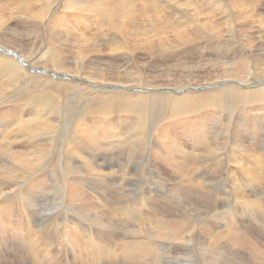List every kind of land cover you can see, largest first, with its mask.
I'll return each instance as SVG.
<instances>
[{
	"label": "bare ground",
	"instance_id": "6f19581e",
	"mask_svg": "<svg viewBox=\"0 0 264 264\" xmlns=\"http://www.w3.org/2000/svg\"><path fill=\"white\" fill-rule=\"evenodd\" d=\"M170 1L176 5L165 11ZM260 6L264 10V0H0V232L6 234H0V245L11 248L14 241H20L35 247L36 241H42L34 240L36 230L29 225L19 228L17 236L16 232L11 233L18 227L17 222L9 230L4 227L10 225L7 202L13 199L26 216H38L42 212L41 196L60 174L57 194L60 197L63 191L65 205L75 216H70L65 227L66 243L82 249L95 246L101 255L105 251L112 253L110 243L97 235L90 236V245L79 241L81 232H77L82 226L78 216H108L111 210L112 216H116L106 191L113 167H124L117 158L124 153L128 154V164L132 153L136 154L134 161L152 158L155 180L169 198L162 191L159 192L165 196L159 197L168 200L175 193L168 186L176 187L179 178L193 182L202 164L217 167L223 158H231L246 171L243 179L235 178L238 202L241 201L244 212L248 208L256 212L254 216H264V201L252 200L245 193L252 190L255 195L257 185L264 181V156L258 151H264V53L255 56L245 51L248 54L244 61H236L232 57L233 43L225 48L218 63L192 66L188 62L183 68H176L165 66L166 62L151 61L164 53L170 58L169 54L184 49L203 53L201 44L194 42L201 41L200 24L205 23L202 15L208 17L212 12L220 18L219 23L210 24L208 34L218 43L224 41L219 24L229 27L237 43V35L247 21L259 22L264 33V12H259ZM191 11L195 12L193 16L188 14ZM191 21L195 22L194 28L189 26ZM137 51L149 61L134 60ZM130 52L133 57L128 62L135 69L130 70L132 65L128 62H113V53L123 56ZM25 58L42 69L32 67ZM171 60L172 57L167 61ZM166 170L175 179L163 177ZM115 174L118 176L117 171ZM51 193L56 195L54 186ZM168 200H164L166 206ZM144 204L130 209L126 215L151 221L158 229L157 235L165 231L175 239L182 237L184 226L167 219V213H144ZM50 205L54 209L60 207V203ZM99 224L104 226V217ZM201 230L208 231L202 227ZM234 231L233 235L239 230ZM208 233L213 236V231ZM244 237H238L239 241ZM210 240L214 244L215 239ZM148 249L142 245L140 251L145 253ZM256 250L253 254L257 255ZM37 253L40 255L41 251ZM235 256L230 259L240 258Z\"/></svg>",
	"mask_w": 264,
	"mask_h": 264
},
{
	"label": "rangeland",
	"instance_id": "374dc122",
	"mask_svg": "<svg viewBox=\"0 0 264 264\" xmlns=\"http://www.w3.org/2000/svg\"><path fill=\"white\" fill-rule=\"evenodd\" d=\"M175 5L176 4L174 1L173 2L170 1V3L167 4L165 11L170 10V8H172V7L174 9ZM259 10H260L259 12H261V11L264 12V10L261 6L259 7ZM188 14L190 16H193L195 14V12L191 11ZM219 18H220V16L218 14H216L215 12H212V14H209L208 17H205L204 15H202V17H201L202 21L205 22L204 24H200L202 27L201 37H200L201 41H197L194 43H200L201 44L202 47L200 49H205V51L203 53L201 51H198V50L184 49V50L176 51L174 53L169 54L172 57V60L170 62L167 61L168 59H171V57L169 58V56H166L168 53H164V54H162V56H158L159 59H158V57L153 58L151 61L155 62L156 64H163L166 62L165 66L176 67V68H183L182 66L186 65L188 62L192 66L197 65V64H201V63L210 64V63H214V61H215V63H218L223 59V56L226 53L225 48L228 46H233V43H234V48H233L234 53L232 54V57L234 56L233 58H234V60L237 59L236 61H244L245 55L248 53L253 54L255 56H258L255 53H259V54L264 53V46L262 47V45H264V36H262V35H264V33H261L262 30H261V27L259 26V22H253V24H252L249 21H247L245 23V25L242 27L241 33L237 35V37L239 38V42H238L239 45H238V43L232 39L233 32H231L229 30V27L227 25L225 26V24L224 25L219 24L220 28L222 30V41L224 40L222 43H218L216 40L210 38V35L208 34L209 29L212 28V26H210V24L212 23L214 25V23H213L214 21H217V23H219V21H218ZM192 22L193 21L189 22V26L191 28L192 27L194 28L195 24H193V23H195V22H193V23ZM145 23H148V20H146ZM226 32H227V34H226ZM206 42H207V44H206ZM244 44H246V45H244ZM248 44H249V46H248ZM204 45H206V46H204ZM258 49H260V50H258ZM210 51H211V53H210ZM236 51H237V53H236ZM245 51H247L248 53H246ZM71 52L73 53V52H75V50H73ZM127 54H125V55H127ZM241 54H242V56H241ZM112 55L115 57V60L113 62H115L116 65L123 63V61L128 62L133 57L131 52L127 56H125V55L121 56L122 54H117V53H113ZM136 56L138 58H136ZM143 57L144 56L141 54V52L137 51L135 53L134 60L137 61V59H138V61H140V63L149 61L148 57H144V58ZM25 61L28 64H30L32 67H34L33 64L28 59L25 58ZM118 61H121V62H118ZM128 63H130V62H128ZM21 64L24 66L23 62H21ZM130 65H132V64L130 63ZM129 67H130V70H132L135 66L132 65ZM34 68H37V67H34ZM37 69H42V68H37ZM207 74H209V73H207ZM233 74H235V73H233ZM53 79L55 81H57L56 78H53ZM254 83L255 82H252V85H254ZM257 85H260V84H257ZM258 151L261 155L264 156V153H261L264 151H261L259 149H258ZM134 155H136V154L132 153V157L131 158L129 157L130 160L133 157H135ZM126 156L128 157V154L124 153V155H120L119 157H117V158H120V161H121V163L124 164V167H121L120 165L113 167V169H112L113 175L111 173V177L109 179L110 180V186L107 188V191H106V193L110 195V206L112 208L116 209V216H112L113 211L111 209H110L111 210L110 215H108V216H78V218H80V220H81V226L84 229L83 230L82 227L78 228L79 231L77 232V235H78V233L81 232L80 233L81 235L80 234L78 235V238L80 239L79 241L80 242L83 241L82 243H84L85 245H88V244L90 245V243H91L90 236H96L97 235L96 236L97 238H100L104 241L107 240L106 242L110 243V248H111L110 250H112V253L107 254L105 251L101 255V254H97V251H95L96 250L95 246H89L86 249H82V246L76 247V246H73V245L66 243L67 240H66V237L64 236L63 233H66L65 227H66V225H68V223L71 219L70 216L72 214L65 205L66 200H65V197H63L64 196L63 191H62V195L60 197H59V194H57V191H59V187H61L60 186L61 184H59V186H58V181H60V183H61V179H59V176H60V174H59V176H57V179H55L54 182L52 181L51 183L48 184L49 186L47 188V191H45L44 195L41 196L43 199L41 201L42 202L41 203L42 212L41 211L39 212L40 215L38 214V216H36V217L35 216H33V217L32 216H26L25 210L21 209L20 206L16 202H14L13 199H9L8 202L6 201L8 203L7 204L8 207L10 208L11 214L7 215L10 218L9 222H7V223L10 225H7V226L4 225V227H7L9 230L10 226L15 225L13 222H15V223L17 222L18 227L15 228L11 232V233H15L19 228L29 225L31 228H34L36 230V236H35L34 240L36 241L39 238V239H42V241L41 240L36 241V242H38V244H36L35 247L32 246L33 248L29 244L27 245V244L22 243L20 241H14L13 245L15 244V246H12L11 248L6 247L5 244H1L0 245V250H1L0 251L1 252L0 264H92V263H94V264H218V263L219 264H228L227 262H229V264H231V263L235 264V262H236V264H248L249 262H250L249 264H264V263H262V262H264V255H262L263 257L261 256V254L259 255L260 251L264 253V249H263L264 248V216H254V215H256L255 214L256 212H253V210H248V208H245V212H244V207L240 203L241 201L238 202V200H239V198H238L239 192L238 191L239 190H237V188H236L237 186H236L235 182H236V179L237 180L243 179L246 175V173H245L246 171H244V169H242V168H238L231 158H228V157L223 158L222 162L217 167H207L206 165L203 166L204 164H202V166L199 168V172L197 174L195 173V175L193 177V179H194L193 182H190L187 178H184L182 180H181V178H179L178 179L179 181L177 180L178 186H177V184H176V187H174L172 185L168 186L171 189V191L175 192V193L170 194V197L173 200L170 198L171 200L169 199L170 200L169 201L166 198V197H168V195L166 193L167 191L165 190V188H161L160 185L155 180V174H154L155 172L153 169L154 165H153L152 158H151V160H148L146 158V161H145L144 160L145 158H142L139 156L140 159L138 158V160H135V161H134V159H132V161L129 160L130 164H132V165H130L127 163L128 158ZM261 158H262L261 162L264 161V157L261 156ZM203 159H205V158H203ZM205 160L207 162V159H205ZM205 160H203V161H205ZM147 161H148V163H147ZM200 162L202 163L201 158H200ZM126 163L129 166L126 165ZM114 164H116V163H114ZM136 165H137V167H136ZM149 165H151V166H149ZM149 167H151V168H149ZM119 168H120V170H119ZM123 168H125L126 170H124ZM115 170L117 171V174L120 177H118L115 174L116 173ZM127 171H129L131 174ZM119 172L120 173L123 172V173H121L122 176L120 175ZM52 174L48 176V178L50 180H51ZM238 174L240 177L237 176ZM227 176H229V177H227ZM263 176H264V171L262 172V178H264ZM123 177H125V178H123ZM163 177L169 178L171 180L175 179L172 177L171 172L169 170H166V173L163 174ZM128 178H130V179H128ZM183 183H184V185L179 187L180 184H183ZM53 186H54V191L56 192V195H53V193H51ZM233 186H235L234 188L237 191L233 188ZM258 186H260V187H258ZM152 187H153V189H151ZM159 187H160V189H159ZM258 188H259V190H258ZM260 188H263L261 190H263V192H264V181L262 183H259V185H257V191H255V192L258 194H256V193H255V195L252 194V190L251 191L250 190L249 191L244 190V191L247 195H250V198L252 200H257V201L263 200L264 201V197H262V196H264V193L260 191ZM159 191L164 192L166 197H163V196L159 197L161 195H164V193H161ZM241 191L243 192V189ZM236 192H238V194ZM247 192H249V193H247ZM184 193L187 194L186 197H184ZM259 195H261V196H259ZM257 197H260L261 199L260 198L258 199ZM155 198L156 199L158 198L159 200L157 199L158 200L157 201ZM163 198H165V199H163ZM182 198H184V199H182ZM144 199L147 201L144 202ZM166 199L168 200L167 206H166L167 202H164V200L167 201ZM160 200H161V202H160ZM182 200H184V201H182ZM153 201H154V204L152 203ZM162 201L165 204H163ZM51 202L52 203H60V207H58L60 210L54 209L53 208L54 205H50V204H52ZM142 202L146 204V205L144 204L145 207H143V209L144 208L147 209V210L144 209V211H145V212L143 211L144 213L149 211L151 213H148V214H152V216H155V215H153L154 212L157 214H164V213L166 214L167 213L166 214L168 217L167 219H172L171 221L175 220L173 222L177 221L176 223L179 224L180 226H182V228L184 226V231L182 232L183 234L180 235L182 237L180 239L179 238L175 239L172 237L173 236L172 234L166 233L165 231H162L160 234L157 235L155 232H157L158 229L155 227V225L151 221L143 220V219L139 218V216H132L131 213H130L131 216L126 215L128 212H131V210L133 211L137 206L141 205ZM147 202H149V204ZM46 203H49V204L46 205ZM202 203H203V205H202ZM162 204L165 206H163ZM150 205H152L154 207L148 208V206H150ZM157 207H159V208H157ZM160 207H161L162 211L157 210V209H160ZM246 209H247V212H246ZM13 210H14V212H13ZM44 210H45V212H44ZM166 210H168V211H166ZM47 211H49V212H47ZM233 211H234V213H233ZM229 213H231V214H229ZM71 217H75V216H71ZM102 217H104V221H105L104 226L100 225V224L98 225V222ZM78 218H77V220H78ZM77 220L75 222H77ZM107 220L109 222H107ZM28 221L31 223L29 224ZM231 221H234L235 224ZM11 223H12V225H11ZM106 224H109V226L107 225V227H106ZM34 225H35V227H34ZM205 225H206V228H205ZM232 225H233V228H231ZM201 227L204 228L205 230L213 231V236L212 237H211V235H209V236L212 238V240L215 239L216 242L213 241L214 244H212L211 240L209 241V239H211V238H209V236L206 235V234H209L208 231L201 232L203 230V229L201 230ZM235 228L239 230L237 232L238 234L234 233V235H236L237 237L233 235V232H235L234 231ZM230 229H233V230H230ZM204 232H207V233H204ZM11 233H9V234H11ZM16 233H17L16 236L19 235V232H16ZM189 233H191V234H189ZM210 233H212V232H210ZM240 233H241V235H240ZM0 234H2V233L0 232ZM161 234H162V236H161ZM216 234L218 236L221 235V237H220L221 239L217 238V240H216V238H214L215 236L218 237ZM2 235H6V234H2ZM87 235H88V237H86ZM225 235H227V236H225ZM238 235H240L241 237L245 236L244 237L245 239L242 238L241 242H240L239 241L240 239L238 238L240 236H238ZM168 236H171L172 238H170ZM207 236H208V238H207ZM56 237H58V238H56ZM235 237L238 238V241L235 240L236 239ZM168 238H170V239H168ZM194 238H197V239L195 240ZM203 238H205V239H203ZM247 240L250 241V243H252L253 245L249 244ZM139 241H140V243H138ZM194 241H196V243ZM207 241H209V243ZM234 241L236 243L233 245ZM198 242H201L200 245H198L199 244ZM219 242H220V244H219ZM238 242H240V244ZM243 242H244V245L241 244ZM42 243H44L46 245V248H45V245L43 246ZM202 244L205 247H206L205 244H208L209 248H207L208 246L206 248L205 247L203 248ZM255 244L256 245L258 244L257 245L258 247L255 246ZM21 245H23V246L21 247ZM80 245H81V243H80ZM142 245H147V247H149L150 249H148V251H146L145 253H141L140 248ZM219 245H221V246H219ZM28 246H30V248H32V249L30 250V248ZM41 246H43V247H41ZM60 247H61V249H60ZM255 247H257V248H255ZM91 248H93V249H91ZM218 248H220L222 251L219 250ZM253 248L257 249L256 250L257 255L253 254L255 251V249H253ZM38 249H40V250H38ZM87 249H88V251H87ZM32 250L34 251V253H32ZM92 250H94V252ZM23 251H27V252H23ZM40 251H41L42 255H43L42 252L44 251V254L46 256L45 255L41 256ZM233 251H239V253H237V252L236 253L239 254L240 258L235 259L232 257L230 259L231 255H233V254L236 255L235 257L238 256ZM251 251H253V252H251ZM22 252H23V254H22ZM37 252H39L40 255H38ZM46 252L48 254H46ZM243 252L245 254H243ZM35 253H36V255H35ZM85 254L87 257L85 256ZM221 254H223V255L218 256L219 257L218 258L217 255H221ZM247 254L248 255L250 254V255L247 256ZM56 255H58V257ZM228 255H230L229 260H227V258H226V257H228ZM46 257H48V258L46 259ZM253 257L257 258L258 261H260V262L257 263V259H254ZM35 258H38L39 260H37ZM210 258L214 259V260H210ZM261 258H263V259H261ZM93 259H95V260H93ZM234 259H235V261H234ZM232 260L234 262H232ZM237 261L238 262L240 261V262L238 263ZM252 261H253V263H252Z\"/></svg>",
	"mask_w": 264,
	"mask_h": 264
}]
</instances>
